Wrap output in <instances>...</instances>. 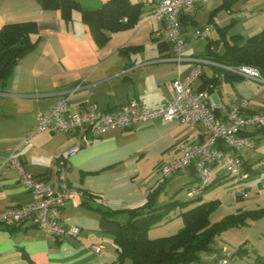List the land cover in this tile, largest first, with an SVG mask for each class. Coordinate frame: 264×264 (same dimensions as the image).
<instances>
[{
    "label": "crops",
    "instance_id": "crops-1",
    "mask_svg": "<svg viewBox=\"0 0 264 264\" xmlns=\"http://www.w3.org/2000/svg\"><path fill=\"white\" fill-rule=\"evenodd\" d=\"M81 1L85 6L96 7L106 0ZM130 1L142 7L139 21L126 29H105L107 39L100 41L78 9L66 20L60 9H44L38 0H0V28L33 21L38 25L33 38H40L36 48L19 60L8 78L0 79V212L38 199L23 185L18 171L8 165L7 159L13 153L18 152L28 171L58 188L59 158L83 145L80 131H45L24 143L25 136L37 124L38 114L63 95L70 97L71 110L90 103L110 110L132 100L157 107L172 98L174 80L191 73L196 65L194 59L206 58L210 62L204 63L203 72L194 83L196 90L207 89L217 106H231L247 98L248 110L264 111V87L253 79L234 76L214 61L217 54L225 52V41H232L233 35L247 38L264 29V0H206L194 6L182 16L188 40L183 62L171 58L165 22L152 16L160 0ZM208 25L212 28L207 37L198 38L197 28ZM204 131L202 124L192 125L179 119L142 121L128 129L112 130L72 152L70 167L63 173L85 195L67 200L61 218L66 224L78 225L79 234L57 238L29 223L12 230L0 227V264H116L114 235L102 230L96 208L120 211L119 221H127L126 211L144 204L161 182L162 165L179 156L177 144L183 140L199 141ZM246 150L254 149L241 151L253 162ZM255 168L261 170L253 164L254 171ZM252 176L253 173L248 179ZM172 177L158 195L156 206H162L159 204L168 200L170 194L174 197L182 190L188 192L197 182L192 168ZM212 177L213 183L202 198L230 176L222 165H215ZM92 245H100V251L91 250ZM219 255L211 260L212 264ZM124 264L132 261L126 259Z\"/></svg>",
    "mask_w": 264,
    "mask_h": 264
},
{
    "label": "built area",
    "instance_id": "built-area-1",
    "mask_svg": "<svg viewBox=\"0 0 264 264\" xmlns=\"http://www.w3.org/2000/svg\"><path fill=\"white\" fill-rule=\"evenodd\" d=\"M206 0H160L152 10V16L165 22L164 33L171 49V58L177 62L186 60L188 40L183 32L182 16L194 6ZM127 20L126 18L124 19ZM212 25L197 28L196 35L204 39ZM196 65L191 73L174 82V94L166 103L151 107L139 100H132L120 107L101 110L96 103L87 104L78 110L68 108L70 97L63 95L46 111L37 116L36 126L24 138L27 143L33 136L45 131H80L83 145L75 146L63 153L58 160V188L42 177L28 171L18 154L13 153L7 163L16 169L23 185L38 199L0 212V227L32 224L51 235L62 238L79 234L80 227L66 224L61 218V209L69 199L82 198L85 192L73 186L63 173L70 167L69 155L82 146L90 145L115 129H128L142 121L174 120L205 127L199 141L183 140L177 144L179 156L162 165L161 181L195 166L196 185L188 190L190 197H198L211 186L212 169L222 165L226 174L245 180L250 174L244 169L241 151L251 149L254 140L247 134L250 129L264 127V111L248 110L250 102L242 98L227 106L215 105L207 89H195L194 83L203 72L206 58H195ZM229 72L253 79L264 85V74L251 65L224 66ZM264 185V181L262 183ZM247 196V193H244ZM100 245H92L91 250L99 252ZM235 253L226 247L213 264H234ZM198 264V263H195Z\"/></svg>",
    "mask_w": 264,
    "mask_h": 264
},
{
    "label": "trees",
    "instance_id": "trees-1",
    "mask_svg": "<svg viewBox=\"0 0 264 264\" xmlns=\"http://www.w3.org/2000/svg\"><path fill=\"white\" fill-rule=\"evenodd\" d=\"M38 1L44 9H60L66 20L72 18L74 9L80 10L83 20L89 24L95 37L100 41L107 39L105 29L121 30L134 26L139 21L142 11L140 4L132 3L130 0H106L100 2L96 7L85 6L81 0ZM227 1L225 0V2ZM124 17L127 18V21H122ZM226 28L221 29L223 37L225 36L223 30ZM37 33L38 25L33 21L9 23L0 28L1 80L8 78L19 60L36 48L40 38H33V35ZM231 38L232 41H225V52L217 54L214 61L224 66L251 65L264 74V29L247 38L242 35H233ZM163 45L161 44V48ZM247 134L254 140V146L251 149H255L264 136V127L253 128ZM241 157L250 176L251 173H256L257 171L252 169L254 163L242 154ZM189 168H192L193 174L197 175L195 166L192 165ZM168 179L162 180L151 190L144 204L128 209L126 212H128L129 218L125 222H120L118 219L120 211L101 206L96 208L101 215L102 230L114 235L118 252L116 264H124L126 259H130L132 264L199 263L198 253L208 249L216 235L229 227L240 226L249 217L264 216L263 207L241 210L211 222L210 213L219 204V201L203 200V195H201L193 197L197 202L193 207L181 212L183 224L177 232L166 236L150 237L148 231L152 226L167 217L172 209L184 205L178 200H173L165 205L156 206L157 197L164 189ZM16 227L5 228L12 230Z\"/></svg>",
    "mask_w": 264,
    "mask_h": 264
},
{
    "label": "rangeland",
    "instance_id": "rangeland-1",
    "mask_svg": "<svg viewBox=\"0 0 264 264\" xmlns=\"http://www.w3.org/2000/svg\"><path fill=\"white\" fill-rule=\"evenodd\" d=\"M259 85L264 87L261 83ZM247 154L253 156L254 165L261 170L255 168L257 172L253 174L254 176L245 181H238L237 177L229 175L230 177L206 192L202 199L219 201V204L210 213L211 222L241 210L264 207V185L259 183L264 181V136L257 148L250 152L247 151ZM244 193L248 195L245 196ZM171 196L170 194L168 200L159 205H165L173 200H178L184 205L172 209L167 217L152 226L148 231L150 237L166 236L177 232L183 224L181 212L197 203L187 195L186 189L174 197ZM223 247L235 253L234 264H264V216L249 217L240 226L229 227L216 235L210 247L199 252L201 264H212L211 260L218 254H222Z\"/></svg>",
    "mask_w": 264,
    "mask_h": 264
}]
</instances>
